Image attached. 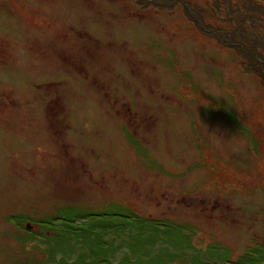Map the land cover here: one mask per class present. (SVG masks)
<instances>
[{"label": "rangeland", "instance_id": "374dc122", "mask_svg": "<svg viewBox=\"0 0 264 264\" xmlns=\"http://www.w3.org/2000/svg\"><path fill=\"white\" fill-rule=\"evenodd\" d=\"M263 262L264 0H0V264Z\"/></svg>", "mask_w": 264, "mask_h": 264}, {"label": "trees", "instance_id": "16d2710c", "mask_svg": "<svg viewBox=\"0 0 264 264\" xmlns=\"http://www.w3.org/2000/svg\"><path fill=\"white\" fill-rule=\"evenodd\" d=\"M54 219L57 220L58 218H63L61 214L57 213V215H53Z\"/></svg>", "mask_w": 264, "mask_h": 264}, {"label": "water", "instance_id": "95a60500", "mask_svg": "<svg viewBox=\"0 0 264 264\" xmlns=\"http://www.w3.org/2000/svg\"><path fill=\"white\" fill-rule=\"evenodd\" d=\"M262 264H264V263H262Z\"/></svg>", "mask_w": 264, "mask_h": 264}]
</instances>
